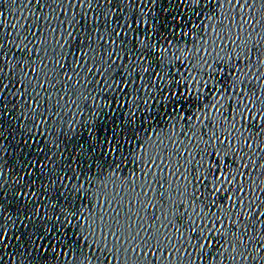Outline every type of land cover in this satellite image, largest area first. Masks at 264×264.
<instances>
[{
    "label": "snow or ice",
    "instance_id": "obj_1",
    "mask_svg": "<svg viewBox=\"0 0 264 264\" xmlns=\"http://www.w3.org/2000/svg\"><path fill=\"white\" fill-rule=\"evenodd\" d=\"M0 264H264V0H0Z\"/></svg>",
    "mask_w": 264,
    "mask_h": 264
}]
</instances>
